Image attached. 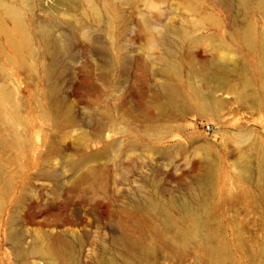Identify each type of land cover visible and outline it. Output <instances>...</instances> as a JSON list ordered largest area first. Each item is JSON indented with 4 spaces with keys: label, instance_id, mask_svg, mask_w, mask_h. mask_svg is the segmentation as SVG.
<instances>
[{
    "label": "rangeland",
    "instance_id": "rangeland-1",
    "mask_svg": "<svg viewBox=\"0 0 264 264\" xmlns=\"http://www.w3.org/2000/svg\"><path fill=\"white\" fill-rule=\"evenodd\" d=\"M216 249L264 264L260 0H0V264Z\"/></svg>",
    "mask_w": 264,
    "mask_h": 264
},
{
    "label": "bare ground",
    "instance_id": "bare-ground-1",
    "mask_svg": "<svg viewBox=\"0 0 264 264\" xmlns=\"http://www.w3.org/2000/svg\"><path fill=\"white\" fill-rule=\"evenodd\" d=\"M260 3H261V6H262V8L264 9V0H260ZM7 11H8V13H9V15L13 18V20L15 21V24H16V30H17V32L19 33V35H21L22 37H24V35H25V33H24V25H23V19H22V12L20 11V10H18L17 8H14V7H8L7 8ZM250 33V32H249ZM248 36H250L249 34H248ZM27 37V36H26ZM26 37H24L23 38V40H21V41H18L17 39H16V36H14L13 35V33L11 34H9V38H10V40H11V42L15 45V47H17V49H19V50H22L23 49V47H24V43L26 42ZM254 41V40H253ZM26 47V46H25ZM65 49V48H64ZM69 49V48H68ZM56 51L57 52H59L58 50H57V48H56ZM64 52H66V51H64ZM54 59L57 57L56 55H57V53L56 52H54ZM213 249H215V248H213ZM218 249V248H217ZM216 249V252H217V255H216V253H215V251H213L214 252V260H215V262L213 263V264H220V263H222L223 262V257L220 255V252L218 251ZM220 249V248H219ZM221 250V249H220ZM212 255V254H211ZM212 256V257H213Z\"/></svg>",
    "mask_w": 264,
    "mask_h": 264
},
{
    "label": "built area",
    "instance_id": "built-area-1",
    "mask_svg": "<svg viewBox=\"0 0 264 264\" xmlns=\"http://www.w3.org/2000/svg\"><path fill=\"white\" fill-rule=\"evenodd\" d=\"M210 129V128H209Z\"/></svg>",
    "mask_w": 264,
    "mask_h": 264
}]
</instances>
